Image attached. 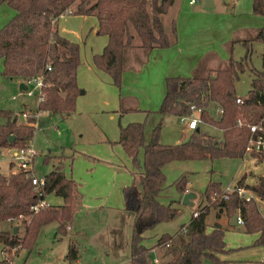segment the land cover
Instances as JSON below:
<instances>
[{
  "label": "trees",
  "instance_id": "obj_1",
  "mask_svg": "<svg viewBox=\"0 0 264 264\" xmlns=\"http://www.w3.org/2000/svg\"><path fill=\"white\" fill-rule=\"evenodd\" d=\"M174 1L0 0L14 10V14L0 26L1 75L28 82V88L36 80L40 81L39 92L34 95L37 96V113L62 117L70 115L82 90L77 83L79 45L58 31L57 18L66 13L96 16V32L106 35L107 41L92 59L119 87L126 68L142 65L152 48L168 47L176 41V18L174 15L166 16ZM252 12L264 15V0H253ZM135 35L139 38L138 44L134 43ZM253 40L264 41V26L245 36L231 38L228 42L230 55L224 64L205 71L201 66L202 58L190 75H167L164 95L155 110L159 118L148 139L145 138V122L142 120L119 125L117 142L136 168L140 185L138 187L130 182L122 186L127 208L136 212L129 238L128 264H202L205 259L213 264H229L228 259L219 257L220 253L231 250L224 239L225 228L217 219L222 213L229 217L239 214L243 230L259 232L254 243L264 246V217L257 201L253 195L246 198L237 191V187L242 186L264 198V174H256L255 180L248 182L246 173H242L230 190L222 188L218 181H208L203 195L210 202L201 206L198 203L196 213L181 225L179 233L163 232L158 236L156 244L165 246L154 262H151L152 254L149 246L144 244L142 234L145 228L169 220L178 212L171 202L165 203L158 197L166 186L162 169L165 163L176 159L242 157L248 152L249 124L262 120L264 126V66L248 65ZM235 41L242 42L246 47L239 59L232 56ZM245 68L251 73L250 88L242 102H237L235 83ZM211 103L219 109L218 116L209 113ZM191 104L200 108L201 119L219 128L221 134H208L198 128L193 129L184 141L162 143L159 136L163 116L168 113L179 116L189 114ZM135 109L120 106L121 112ZM0 114L5 118L0 123V151L6 147L25 146L32 139L34 127L19 122L11 109L0 108ZM33 121L34 116L28 117V122ZM45 122L41 119L37 124L42 126ZM10 135H13L12 141H9ZM249 153L264 162V151L251 150ZM33 176L31 169L17 168L7 174L0 172V223L9 219L23 226L21 233L13 231V227L0 225L4 251L13 246L31 248L41 226L49 221L57 222L58 237L66 234L67 225L74 219L82 201L78 182L68 176L61 165L54 166L44 175L41 186L32 182ZM187 181L186 175L182 174L174 183L184 191ZM49 192L61 195L62 201L45 202L38 208H32ZM212 205L216 207L215 219L209 222L207 213ZM78 257L77 241L70 238L64 255L66 264H72ZM0 263L11 264L7 257Z\"/></svg>",
  "mask_w": 264,
  "mask_h": 264
},
{
  "label": "rangeland",
  "instance_id": "obj_2",
  "mask_svg": "<svg viewBox=\"0 0 264 264\" xmlns=\"http://www.w3.org/2000/svg\"><path fill=\"white\" fill-rule=\"evenodd\" d=\"M189 1L175 0L166 16L169 18L174 15L177 18V26L180 29L184 28L183 31H186L188 21L190 24H195L188 31L191 32L193 30L191 34L196 36L200 44L208 48L199 59L200 61L204 59L201 66H204L205 71L209 67L220 66L226 62L224 60H227L230 55L228 42L231 38L245 36L246 33L264 26V15L252 12L253 0H215V4L211 7H204L203 0H195V3H190ZM0 11L3 12V10ZM96 22L97 18L95 16L87 17L85 22L86 30L82 40L78 44L81 63L84 61V54L90 49V46L93 45L94 47L96 44L97 46H101V42L103 41V35L96 34L95 30L92 29V26H95ZM75 26L78 27V25ZM71 27H74L73 23ZM227 28H230V34L227 33ZM86 33L88 34L86 35ZM222 33L225 34V37L226 35L230 36L220 41ZM134 43H139L137 35H135ZM251 49L248 65L261 68L264 66V41L253 40ZM245 50L246 47L242 42H233V58L239 59L244 55ZM200 61H197L196 65L184 74L194 73V69H196L195 67ZM141 66L132 67V69L138 70ZM122 76L121 84L118 87L113 83L109 75L110 80L107 81L109 99L110 96H113V99H117L120 95L123 84ZM250 79L251 73L245 68L235 83L237 95L245 96L248 93ZM128 86H133V84L130 83ZM150 93L148 92V95ZM12 95H16L17 97L12 99ZM92 95L94 94L89 91L85 101L86 103L96 104V112L100 114L85 115L83 117L84 120L78 121L79 124L77 123L75 128H72L74 123L71 124V119L60 121L55 115L46 116L42 113H34L36 105L35 96H28L19 89L16 91L9 89L2 90L3 103L1 106L7 109H14L18 112L22 107V103L26 102L28 108L31 110L22 123H28L34 127L31 142L33 147L38 150V154L32 158L35 176L38 178L42 177L51 168L53 163L59 164L65 173L69 176L72 175L83 186L87 187L85 188L87 190L86 195L90 199H99L103 202V205L98 206L94 203H89L88 205L80 203L74 214V219L67 225V233L61 237H58L56 234V221L53 220L43 224L31 248L20 246L18 251L13 253L12 256L10 251H5L7 259L11 256L12 264H66L64 254L70 238H75L77 241L79 255H81L78 264H101L103 253L100 250L105 245L109 246L112 238L120 243H124L125 239H128L127 237L135 220L136 212L133 209L124 208L121 186L130 182H134L138 187L140 185L138 175L132 169L130 157L122 146L118 144L117 140L114 141L112 139L119 136L118 123H124L127 119L123 115L111 121L108 120L106 113L97 110L98 103L96 101L98 97H92ZM208 110L211 115L218 116L215 104L211 103ZM17 114V120L18 118L23 119L20 111ZM193 114L198 116L200 113L194 111ZM30 116H34L33 122H28V117ZM156 118L157 116L152 117L149 115L144 119L142 116L141 120L145 122L146 133H148L146 136L148 137L151 126ZM41 119H45L46 122L42 126H39L37 122ZM4 121V116L0 114V123ZM200 126L208 134L220 133L217 127L207 121L201 123ZM78 127H80V131H78ZM105 128L109 132L106 138L101 136V131L106 132ZM80 132H82L83 138L77 140L76 137ZM187 132L186 125L180 121L179 115L167 114L162 118L159 139L162 143L172 144L176 136L187 135ZM72 151L76 155V157L74 155V158ZM6 155L11 154L10 152H5L4 156ZM244 155L247 156L246 159L241 157H216L176 159L165 163L163 171L166 186L161 190L158 197L165 203L171 202L172 205L178 208V212L173 218L159 221L152 227L145 229L144 242L147 245H151L154 243L157 233H173L180 228L182 223L187 222L192 209L197 203L200 206L208 204L210 201L203 195L204 187L208 181H218L221 187L225 188L227 185H233L239 172L244 169H246L247 173L256 172L257 174H264L263 161H258L249 151ZM46 156L49 160L45 161ZM251 157L254 159L252 163L248 161ZM141 158L142 150L140 149L139 159L141 160ZM16 168L17 166L15 165ZM0 169L6 172L8 170L7 164H1ZM182 174H185L188 180L186 186H191L197 192V195L194 194L190 197L191 203L183 202L182 196L185 191L192 190L185 187V190L182 191L174 183V180ZM78 176L82 179H78ZM253 177V175H247L246 180L253 182L255 180ZM93 182H95L94 186L92 185ZM115 185L116 190L114 188ZM244 189L247 193L256 195L255 191L249 188ZM261 207L262 214H264V204ZM215 210L216 207L210 206L207 213V220L209 222L211 219H215ZM225 216L229 217L227 214ZM9 223V220L4 219L0 224L2 227L11 229L12 226ZM70 225L72 227H69ZM77 228L80 233H77ZM20 231L21 233L23 232L21 224ZM258 235L259 233L256 231H244L241 224H237L234 229H226L224 231V238L228 244L238 249L236 251H239L241 256L254 259L260 256L259 250L253 244L254 239Z\"/></svg>",
  "mask_w": 264,
  "mask_h": 264
},
{
  "label": "crops",
  "instance_id": "obj_3",
  "mask_svg": "<svg viewBox=\"0 0 264 264\" xmlns=\"http://www.w3.org/2000/svg\"><path fill=\"white\" fill-rule=\"evenodd\" d=\"M193 3H195V2H193ZM4 4H6V3L5 2L0 3V10H3V12L0 11V26L3 23H5L14 14V10L10 7H7L8 6L7 4L6 5H4ZM214 4H215V0H212V6ZM2 6H4V7H2ZM203 6H204V0H203ZM89 16L94 17L95 15H93V14H74V13L61 14L57 18L58 31L62 35L69 38L70 40L75 41L79 44V41L82 40L83 34L85 33V30H86L85 22L87 20V17H89ZM95 18H96V16H95ZM175 21H176L177 36H176V41L174 42V44H172L168 47L152 48L150 50L149 54L147 55L146 61L142 64V66L138 70H135L132 68H127L126 70H124L123 76H122L123 84H122V88H121V93L117 99H113V96H110V99L108 98L109 90H108L107 81L110 80V77L102 69L98 68L92 60L93 54L96 52H100L102 50L104 44L107 41L106 35H103V41L101 42V46H97V44H96L93 47V45H91L90 49L87 50V52L84 54V61H82V63L80 61L78 64V67H77V83L82 88V92H80V94L76 98L75 110L70 115H67L64 117L57 115V114H55V116H57L60 121L71 119V121H72L71 124L74 123V125H72V128L73 127L75 128V125H77L78 121L84 120L83 117H85V115L100 114L99 112H96V107H95L96 104L86 103V101H85L86 95L89 94V91H91L92 94H94V95H92V97L93 96L98 97V100L96 101L98 103L97 110H100L101 112L106 113L107 116L105 114H103V115L106 116V118L108 120L111 121L114 118L121 117L123 115L126 117V119H127L126 122H124V123L120 122V123H118L119 125L125 124V123H127L129 121H133V120H141L142 116L144 117V119H146L149 115H151L152 117L157 116V118H158L159 115H157V112H155V110L157 109L158 105L160 104V101H161V99L164 95V92H165L164 77H166L167 75H176V74L190 75V74H184V73H187V71H189V69H192L196 65V62L200 61L199 59L203 55L204 51L206 49H208L207 46L200 44V41H198V39L196 38V36L194 34L193 35L191 34L193 30L191 32L188 31V29H192V27H194L195 24H190L189 21L186 20V21H188L187 22V29H186V31H183L184 28L180 29V27L177 26V18ZM72 23L74 24V27H71ZM75 25H78V27H76ZM92 27H93L92 29H94L96 32L97 22H96V25L92 26ZM229 29L230 28H227L226 31H227V33L230 34L231 30H229ZM87 34L88 33H86V35ZM96 34H98V33L96 32ZM229 36L226 35V37H225V34L222 33L220 41L221 40L223 41L224 39L228 38ZM80 60H81V57H80ZM133 64H135V63H133ZM2 67H3V63H2V60H0V108H5V107L1 106L3 103L2 90L9 89L11 91H16L19 89L20 91H22L23 89H21L19 87L20 83L23 82L26 84V86H28V82H25V81H23L21 79H17V78L3 77L1 75ZM135 67H137V66H135ZM84 77H86V78H84ZM162 79H163V82H162ZM130 83H132L133 86H128ZM148 92H151V93L148 95ZM133 95H136L137 97L133 96ZM30 96L34 97V95H30ZM237 96H240V95H237ZM16 97H17L16 95L11 96L12 99H15ZM35 99H36V97H35ZM35 104L36 105H35V112L34 113H37L36 112L37 99H36ZM120 106L135 107L136 109L121 112ZM9 109H11V108H9ZM11 110L13 111V113L17 117H18L17 113L20 111V114H21L23 119L18 118L19 122H24L25 118L27 117V114L29 113V111H31L28 108V104L26 102L22 103V107L20 108V110L18 112L15 111L14 109H11ZM216 110H217L218 115H219L220 111L217 107H216ZM42 114H45V113H42ZM166 115L167 114H165L163 117H165ZM46 116H48V115H46ZM157 118H156L155 122H153L151 129L154 126V124L156 123ZM179 118H180V116H179ZM203 122H204L203 120L201 122H199L195 129L200 128L202 130L200 124ZM183 123L186 125L185 121H183ZM186 128H187L188 134L187 135L182 134V135L176 136L174 138V143H177L178 141L179 142L184 141V139L186 140L188 138V136L190 135V133L192 132L193 129H189L187 127V125H186ZM77 129H78V131H80V127H78ZM105 131L106 132L101 131V136L106 138L108 136L109 132H108V129H106V128H105ZM150 132H151V130H150ZM219 132H220L219 134H212V135L219 136L221 134L220 129H219ZM147 134L148 133H146V127H145V138L146 139L149 138L148 136H146ZM81 138H83L82 132H80L78 134L76 139L80 140ZM112 139H114V141H116L118 138L113 137ZM30 141H32V139ZM118 144H120V143H118ZM74 151H72L73 152V158L75 155ZM5 152H10V154H11L10 148L6 147L0 151V165L1 164H7L8 170L6 172H3L0 169V172L7 174L9 172L16 171L17 168L15 169V165L12 162L11 155L4 156ZM75 157H76V155H75ZM246 157L247 156L244 155L241 158L246 159ZM44 160L46 161L49 159L46 157ZM253 160L254 159L251 157L250 160H248V161H250L252 163ZM56 165H59V164L53 163L51 168L47 172H49L51 169H53V167ZM164 165H163L162 169L164 168ZM132 169L136 173V168L133 165H132ZM31 171L34 174V172H33V161L31 162ZM47 172H45V174ZM242 173H246V176L247 175H253L254 179H255V175L257 174L256 172H253V173L248 172L247 173L246 169L239 172V175ZM44 175L42 177H44ZM70 176L73 177L72 175H70ZM74 179L78 182L79 190L82 193L81 204L88 205L89 203H91V204L94 203L97 206L103 205L102 200L90 199L86 195L87 190L85 188H87V187L83 186L79 182V180H77L76 178H74ZM78 179H82V178L78 176ZM94 184H95V182L92 183L93 186H94ZM124 185H126V183L123 184L122 186H124ZM93 186H92V188H94ZM122 186H121V191H122ZM114 188L116 190V185L114 186ZM187 188L191 189L192 192L194 191L193 193L195 195H197V192L193 188H191V186H186V189ZM231 188H232V185H227L224 189L229 190ZM251 195H253L255 197L257 204H258V207L261 210V212L263 213L261 206H262V204H264V198H259L257 195H254V194H251ZM44 199L46 200V202L60 203L62 201V196L59 194H56L54 192H49L45 196ZM123 199H124V205H125L124 208L127 209L126 199H125L124 195H123ZM135 207H136V205H135ZM195 208H196V206H194V208L192 209L191 214L189 216V219H190L191 215L194 213ZM189 219L187 220V222L189 221ZM217 219L223 224V226L225 228L224 231L226 229H234L237 224H241V223L237 222L236 220H235V222H232L231 217H227L223 213L220 214V216L217 217ZM213 220H214V218L211 219V221H213ZM9 221H10L9 224L12 227H14L16 225L17 231L21 232L20 231V224L17 221H14V220H9ZM134 221L132 223V227L134 225ZM187 222H184L182 224H185ZM69 227H72V226L70 225ZM132 227H131V230H132ZM4 228H8V227H4ZM147 228H149V227H147ZM147 228H145V229H147ZM145 229L142 231L143 242H144V238H145V234H144ZM131 230H130L129 235L127 237L128 239H125L126 241L124 243L123 242L122 243L117 242L114 238H112V240L110 241L111 244L109 246L105 245L104 248H102L100 250V252L103 253V255H102L103 259L101 260V264H128V261H129V238H130ZM76 231L78 233L79 229L77 228ZM178 231L180 232V228L178 230L174 231L173 233H170V234L175 235L176 233H179ZM257 233H259V232H257ZM160 234L161 233H157L155 235L156 239H155L153 244L147 245L144 242V244H146L150 248V252L152 254V262H154L156 259H158V257H160V255L163 252L164 246H165L163 244H160V245L156 244L157 238ZM263 234H264V229H263ZM225 241H226V239H225ZM253 244H254L255 248L259 250L260 256L257 259L241 256L240 252L236 251L238 249L234 248V246H232L231 244H228L227 242H226V246H229V248H231V250L228 252L220 253L219 257L224 258V259H228L229 264H264V246L262 244H255L254 242H253ZM67 245H68V243H67ZM18 249H19V246H13V248L8 250V252L10 251L11 256H12L13 253H16L18 251ZM0 255H1L0 260L6 256L5 251L3 249V243L1 241H0ZM11 256L9 258L10 262H11ZM80 259H81V255H79V257L72 264H78L80 262ZM202 264H213V263L210 260L205 259V260H203Z\"/></svg>",
  "mask_w": 264,
  "mask_h": 264
},
{
  "label": "built area",
  "instance_id": "obj_4",
  "mask_svg": "<svg viewBox=\"0 0 264 264\" xmlns=\"http://www.w3.org/2000/svg\"><path fill=\"white\" fill-rule=\"evenodd\" d=\"M191 3L195 2V0H190ZM40 81L36 80L31 87L22 90L23 93H26L27 95H35L37 91L39 92L40 87ZM36 91V92H35ZM37 97V96H36ZM39 98V96H38ZM243 96H237L236 101L242 102ZM191 112L186 115L180 116V121H186V125L189 129H195L199 122L202 121L200 114L198 116L194 115V111H198L200 113V108H197L194 106V104L190 105ZM264 118V116H263ZM262 118V119H263ZM237 122L240 124V119L237 120ZM249 130L250 135L247 141L246 145V151H264V126L262 124V120L249 124ZM11 150V159L14 165L17 166V168L22 169H31V161L32 158L35 157L38 154V150L35 149L29 141L25 146H19V147H9ZM32 182L36 186H41L44 182L43 177H36L35 175L32 178ZM230 190V189H229ZM237 191L239 194L244 195L246 198H249L251 194L247 193L244 189V187L239 186L237 187ZM46 202L45 199H41L37 201L35 204L32 205V208H38L40 205L44 204ZM196 213V211H194ZM236 221L239 223H242V217L237 214L236 215ZM182 229H185V227H182Z\"/></svg>",
  "mask_w": 264,
  "mask_h": 264
},
{
  "label": "water",
  "instance_id": "obj_5",
  "mask_svg": "<svg viewBox=\"0 0 264 264\" xmlns=\"http://www.w3.org/2000/svg\"><path fill=\"white\" fill-rule=\"evenodd\" d=\"M210 6H212V0H204V7H210ZM19 87L23 90H25L27 88L26 84L23 82L20 83ZM81 92H82V90H81ZM12 140H13V135H10L9 141H12ZM193 195H194V193L192 191H189V190L185 191L183 196H182V201L187 202V203H191L190 197H192ZM235 220H236V214H232L231 221L235 222ZM13 231H17L16 225L13 227Z\"/></svg>",
  "mask_w": 264,
  "mask_h": 264
}]
</instances>
